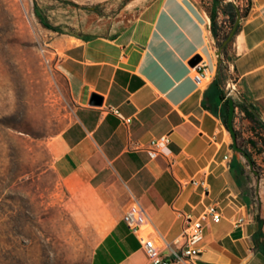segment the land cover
<instances>
[{
    "label": "crops",
    "instance_id": "0c3cea01",
    "mask_svg": "<svg viewBox=\"0 0 264 264\" xmlns=\"http://www.w3.org/2000/svg\"><path fill=\"white\" fill-rule=\"evenodd\" d=\"M234 3L232 14L216 4L217 36L198 0H134L132 18L111 22L106 34L53 38L71 106L49 141L52 167L75 189L83 213L104 224L90 264H149L122 220L134 201L149 216L151 236L167 243L186 216L214 204L221 219L203 222L194 264H264V177L234 150L223 121L231 98L237 141L257 165L248 140L259 150L255 135H264V0ZM195 56L207 64L203 86L192 77ZM164 135L167 148L152 154L150 142Z\"/></svg>",
    "mask_w": 264,
    "mask_h": 264
},
{
    "label": "rangeland",
    "instance_id": "374dc122",
    "mask_svg": "<svg viewBox=\"0 0 264 264\" xmlns=\"http://www.w3.org/2000/svg\"><path fill=\"white\" fill-rule=\"evenodd\" d=\"M198 1L215 23L217 3L232 14L230 2H248ZM135 9L134 0H0V264H90L104 224L83 213L75 189L52 167L49 141L71 106L52 40L106 34ZM256 154L254 169L264 177Z\"/></svg>",
    "mask_w": 264,
    "mask_h": 264
},
{
    "label": "built area",
    "instance_id": "2783aa9c",
    "mask_svg": "<svg viewBox=\"0 0 264 264\" xmlns=\"http://www.w3.org/2000/svg\"><path fill=\"white\" fill-rule=\"evenodd\" d=\"M193 79L197 86H203L209 80L207 64L201 59L194 67ZM116 114L127 124L129 119L124 118L120 113ZM170 143L168 136L164 135L149 144V151L158 154L167 148ZM193 185H198V181L192 180ZM202 184V183H200ZM210 218L218 223L221 219V211L216 205H208L202 214L195 219L190 216L185 217V227L172 243H167L163 239H156L147 230L150 220L147 212L138 201H134L124 212L122 220L127 227L139 236L142 249L149 264H194L193 259L200 253L198 243L203 238V222ZM244 218H238L236 225L244 222Z\"/></svg>",
    "mask_w": 264,
    "mask_h": 264
},
{
    "label": "water",
    "instance_id": "95a60500",
    "mask_svg": "<svg viewBox=\"0 0 264 264\" xmlns=\"http://www.w3.org/2000/svg\"><path fill=\"white\" fill-rule=\"evenodd\" d=\"M238 12V10H237ZM239 21V12H238V20L237 22ZM236 25L237 23L235 24V26L232 28V30L230 31L227 39L224 41L223 43V46H225L227 44V42L231 39V37L233 36L234 32H235V28H236ZM216 56H217V59H218V64L221 65L223 64V58H222V53H221V49H219L217 52H216ZM201 61V58L200 56H195L194 58H192L189 62L190 66L191 67H194L197 63H199ZM231 86V85H230ZM228 106H229V111H228V128H229V132L231 133L232 135V140H233V148L236 152L238 153H241L244 155V157L247 159V161L249 162V165H250V168L251 170L253 171V173L257 176L258 175V172L254 169V165L253 163L251 162V159L250 157L244 152V150L239 146L238 144V141H237V135H236V132L234 130V127H233V117H234V109H235V106H234V100L229 98L228 99ZM259 206L262 207L263 203L262 201L260 202L259 201ZM261 209L260 208L257 212V214L259 215V218H262V211L261 212Z\"/></svg>",
    "mask_w": 264,
    "mask_h": 264
},
{
    "label": "trees",
    "instance_id": "16d2710c",
    "mask_svg": "<svg viewBox=\"0 0 264 264\" xmlns=\"http://www.w3.org/2000/svg\"><path fill=\"white\" fill-rule=\"evenodd\" d=\"M66 3H67L68 5H70V6H74V7L77 6L74 2H70V1H68V2H66ZM210 19H211V21H212V31H213V34H214L215 36H217L215 17L212 16V15H210ZM230 21H231V23H230V24H231L230 27H231V26H232V22H233V20L230 19ZM44 26H45L46 28H50V27L47 26L46 24H44ZM50 29L55 30L54 28H50ZM224 37H226V36H224ZM224 39H225V38H224ZM244 110H245V113H247V109L244 108ZM228 111H229V106H228V102H226V103H225V115H224V117H223V121H224V124L226 125V127H228ZM255 137H256L257 141L261 144V148H260L259 150H257V149L255 148V146H256L255 142H254L253 140H250V139L248 140V144L251 145V147L253 148V150H254L253 152L260 154V153L264 152V135H255ZM251 154H252V153H251ZM251 154H249L250 157H251Z\"/></svg>",
    "mask_w": 264,
    "mask_h": 264
}]
</instances>
